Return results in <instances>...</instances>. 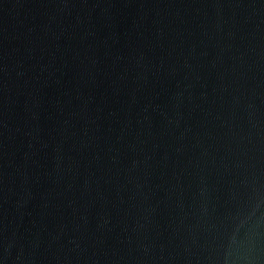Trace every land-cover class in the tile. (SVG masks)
I'll return each mask as SVG.
<instances>
[{
  "label": "water",
  "instance_id": "obj_1",
  "mask_svg": "<svg viewBox=\"0 0 264 264\" xmlns=\"http://www.w3.org/2000/svg\"><path fill=\"white\" fill-rule=\"evenodd\" d=\"M0 264H264V0H0Z\"/></svg>",
  "mask_w": 264,
  "mask_h": 264
}]
</instances>
